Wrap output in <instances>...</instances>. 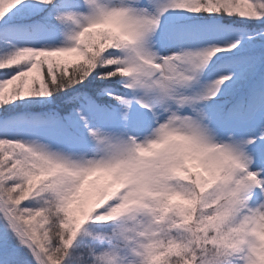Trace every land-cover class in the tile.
<instances>
[{
  "label": "snow or ice",
  "instance_id": "obj_1",
  "mask_svg": "<svg viewBox=\"0 0 264 264\" xmlns=\"http://www.w3.org/2000/svg\"><path fill=\"white\" fill-rule=\"evenodd\" d=\"M0 264H264V0H0Z\"/></svg>",
  "mask_w": 264,
  "mask_h": 264
}]
</instances>
